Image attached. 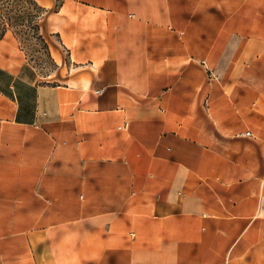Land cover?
<instances>
[{"label": "crops", "instance_id": "crops-1", "mask_svg": "<svg viewBox=\"0 0 264 264\" xmlns=\"http://www.w3.org/2000/svg\"><path fill=\"white\" fill-rule=\"evenodd\" d=\"M38 2L66 78L0 39V264H264V0Z\"/></svg>", "mask_w": 264, "mask_h": 264}, {"label": "trees", "instance_id": "trees-1", "mask_svg": "<svg viewBox=\"0 0 264 264\" xmlns=\"http://www.w3.org/2000/svg\"><path fill=\"white\" fill-rule=\"evenodd\" d=\"M46 10L38 0H0V39L11 30L20 44L28 40L37 51L42 50L51 57L49 42L41 27Z\"/></svg>", "mask_w": 264, "mask_h": 264}, {"label": "rangeland", "instance_id": "rangeland-1", "mask_svg": "<svg viewBox=\"0 0 264 264\" xmlns=\"http://www.w3.org/2000/svg\"><path fill=\"white\" fill-rule=\"evenodd\" d=\"M43 23L46 25V21H44ZM41 27H42V21H41ZM42 33L46 37L47 41L50 39L51 42H53L46 30L43 31ZM53 40H55L54 37H53ZM57 42H58V39H57ZM20 47L21 49L23 48L22 50L24 51L27 60L37 69L38 73L42 77H45L46 79H51V80H65L66 73H61L59 71V65L55 62L54 58L52 57V53H51V57H49L42 50L37 51V49H35V46L31 45L30 41L28 40H24L23 44H20ZM69 66H70L69 72H71L73 69V66L72 65H69ZM64 71L66 72V69ZM67 74H70V73H67Z\"/></svg>", "mask_w": 264, "mask_h": 264}, {"label": "built area", "instance_id": "built-area-1", "mask_svg": "<svg viewBox=\"0 0 264 264\" xmlns=\"http://www.w3.org/2000/svg\"><path fill=\"white\" fill-rule=\"evenodd\" d=\"M248 134H250V133L248 132Z\"/></svg>", "mask_w": 264, "mask_h": 264}]
</instances>
